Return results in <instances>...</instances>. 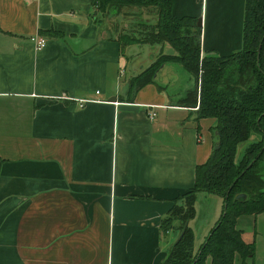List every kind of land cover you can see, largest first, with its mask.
<instances>
[{"label": "crops", "instance_id": "1", "mask_svg": "<svg viewBox=\"0 0 264 264\" xmlns=\"http://www.w3.org/2000/svg\"><path fill=\"white\" fill-rule=\"evenodd\" d=\"M172 13L202 21L204 53L242 48L245 0H173ZM131 14L157 21L154 9L103 14L93 0H0V264H160L179 238L161 223L194 187L217 121L179 103L193 86L179 64L132 89L161 47L123 49ZM35 34L48 38L41 50ZM210 199L222 209L205 219ZM196 212L203 237L223 201L201 195ZM263 214L240 219L247 243ZM256 244L244 264H264Z\"/></svg>", "mask_w": 264, "mask_h": 264}, {"label": "trees", "instance_id": "2", "mask_svg": "<svg viewBox=\"0 0 264 264\" xmlns=\"http://www.w3.org/2000/svg\"><path fill=\"white\" fill-rule=\"evenodd\" d=\"M93 4L103 14L154 9L156 22H148L141 34L131 31L121 37L127 46L161 47L132 78V89L155 82L163 64H179L193 82L179 103L196 107L198 121L208 117L217 121L213 152L197 166L194 187L175 200L162 220L163 232L174 229L179 236L189 224L160 264H206L208 258L211 264H234L238 256L244 264L255 256L256 244L244 240L239 221L264 213V0H245L242 48L226 56L203 53L201 27L195 19L173 16V0H93ZM167 43L174 53L164 51ZM201 195L221 198L223 212L196 253L190 222Z\"/></svg>", "mask_w": 264, "mask_h": 264}, {"label": "rangeland", "instance_id": "3", "mask_svg": "<svg viewBox=\"0 0 264 264\" xmlns=\"http://www.w3.org/2000/svg\"><path fill=\"white\" fill-rule=\"evenodd\" d=\"M126 11H121L120 13H124ZM131 13V11H129ZM128 14V13H127ZM130 15V14H129ZM133 15V17H136L133 22V29H132V32L134 33V35H138V34H141L143 32V30H146V28L148 27V25L146 24H149L148 21L144 20V15H137V14H131ZM138 17V18H137ZM137 19V20H136ZM199 21L200 19L197 20V24L199 25ZM142 25V27L140 26ZM200 26V25H199ZM201 28L204 27L203 25L200 26ZM127 48V45H125L123 43V49H126ZM204 53V52H203ZM215 202H213L211 199L210 200H207L206 202L203 201L202 202V208H203V218L207 219V217L210 218V215H211V211H218L219 209L221 210L222 207L218 208L219 205H220V201L219 200H215ZM200 206V205H198ZM222 206V205H221ZM199 208V207H198ZM197 214V212H196ZM222 216V214H221ZM256 217H253L254 220H256ZM196 218V217H195ZM220 219V216L218 218V220ZM218 222V221H217ZM216 222V223H217ZM249 225V224H248ZM256 225L257 223L254 221V222H251L249 226L252 227V230L253 232L251 231L250 232V236L252 237V239L255 241V244L257 242H260L262 246H264V214L262 216H260L259 218V221H258V225H257V228H256ZM192 228V227H191ZM193 231H194V235H195V252L198 253L201 246L204 244L205 242V239L206 236H209L210 233H206L205 236L203 237H200L198 236V231H197V228H192ZM212 230V229H211ZM179 233V232H178ZM208 234V235H207ZM257 245V244H256ZM206 264H211V260L210 258L207 259L206 261Z\"/></svg>", "mask_w": 264, "mask_h": 264}, {"label": "built area", "instance_id": "4", "mask_svg": "<svg viewBox=\"0 0 264 264\" xmlns=\"http://www.w3.org/2000/svg\"><path fill=\"white\" fill-rule=\"evenodd\" d=\"M32 43L35 45L37 50L43 49L47 42L48 38L42 34H35L31 37ZM99 93V91H97ZM83 101H89V100H83Z\"/></svg>", "mask_w": 264, "mask_h": 264}, {"label": "water", "instance_id": "5", "mask_svg": "<svg viewBox=\"0 0 264 264\" xmlns=\"http://www.w3.org/2000/svg\"><path fill=\"white\" fill-rule=\"evenodd\" d=\"M199 25H200V26L202 25V21H201V20L199 21ZM163 65H164V64H163ZM112 100L115 101L116 98H113ZM218 147H219V145H216L215 148H218ZM188 224H189V223H187V224L185 225L184 230L182 231L181 235L179 236V238H178V239L176 240V242L174 243L173 247L176 246V245L180 242V240L182 239V237L184 236L185 231H186V229H187V227H188Z\"/></svg>", "mask_w": 264, "mask_h": 264}]
</instances>
